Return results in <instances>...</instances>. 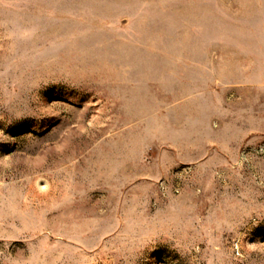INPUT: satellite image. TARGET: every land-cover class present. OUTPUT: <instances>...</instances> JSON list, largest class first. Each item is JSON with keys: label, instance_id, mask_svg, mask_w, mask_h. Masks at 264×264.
<instances>
[{"label": "rangeland", "instance_id": "obj_1", "mask_svg": "<svg viewBox=\"0 0 264 264\" xmlns=\"http://www.w3.org/2000/svg\"><path fill=\"white\" fill-rule=\"evenodd\" d=\"M0 264H264V0H0Z\"/></svg>", "mask_w": 264, "mask_h": 264}]
</instances>
